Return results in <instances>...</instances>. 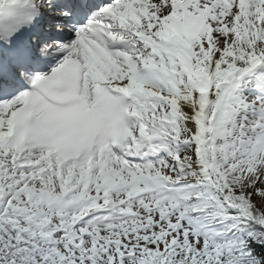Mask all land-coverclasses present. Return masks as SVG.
I'll list each match as a JSON object with an SVG mask.
<instances>
[{"label": "snow or ice", "instance_id": "obj_1", "mask_svg": "<svg viewBox=\"0 0 264 264\" xmlns=\"http://www.w3.org/2000/svg\"><path fill=\"white\" fill-rule=\"evenodd\" d=\"M0 264H264V0H0Z\"/></svg>", "mask_w": 264, "mask_h": 264}]
</instances>
